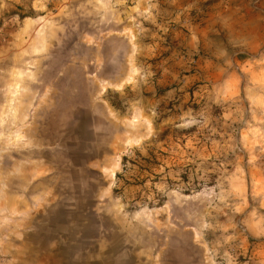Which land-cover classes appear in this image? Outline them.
Segmentation results:
<instances>
[{
    "label": "rangeland",
    "instance_id": "374dc122",
    "mask_svg": "<svg viewBox=\"0 0 264 264\" xmlns=\"http://www.w3.org/2000/svg\"><path fill=\"white\" fill-rule=\"evenodd\" d=\"M0 264H264V0H0Z\"/></svg>",
    "mask_w": 264,
    "mask_h": 264
},
{
    "label": "bare ground",
    "instance_id": "6f19581e",
    "mask_svg": "<svg viewBox=\"0 0 264 264\" xmlns=\"http://www.w3.org/2000/svg\"><path fill=\"white\" fill-rule=\"evenodd\" d=\"M131 74H133V71H132V70L129 71L125 77H127V76H129V75H131ZM141 112H142V111L139 110V111L136 112V114H137V115H141ZM142 114H143V113H142ZM138 117H139V116H138ZM127 138H128L127 141H128V140H132V139H137V134H136V133H133V134H131V135H130L129 137H127ZM10 140L13 142L15 139H13V138L11 139V138H10ZM18 141H19V139L16 138V142H18ZM13 143H15V141H14ZM15 207H16L15 204H12V205H11V208H15Z\"/></svg>",
    "mask_w": 264,
    "mask_h": 264
},
{
    "label": "trees",
    "instance_id": "16d2710c",
    "mask_svg": "<svg viewBox=\"0 0 264 264\" xmlns=\"http://www.w3.org/2000/svg\"><path fill=\"white\" fill-rule=\"evenodd\" d=\"M24 17H26V16H24ZM119 178L121 177V176H118ZM185 178V177H184ZM183 178V179H184ZM199 184H204L203 182H199ZM117 193H119V191L117 190ZM185 194H189L188 192H185Z\"/></svg>",
    "mask_w": 264,
    "mask_h": 264
}]
</instances>
